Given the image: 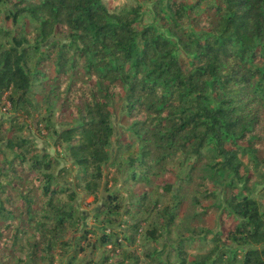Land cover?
Masks as SVG:
<instances>
[{
    "label": "trees",
    "instance_id": "16d2710c",
    "mask_svg": "<svg viewBox=\"0 0 264 264\" xmlns=\"http://www.w3.org/2000/svg\"><path fill=\"white\" fill-rule=\"evenodd\" d=\"M142 1L0 0L10 6L5 18L31 23L29 30L0 27V102L18 112L8 126L0 123L8 152L0 159V218L21 231L34 224V240L24 247L35 264L51 261L55 248L67 253L71 244L68 254L75 256L93 235V245L117 253L123 239L133 243L142 230L140 214L157 206L152 200L160 189L161 228L180 230L182 243L200 235L208 245L188 260L179 244L175 251L183 257L172 264H264V204L251 183L256 175L264 179V0H150L155 17L137 27ZM56 34L60 39L45 43ZM37 87L47 97L34 104ZM55 100L72 109L60 129L32 112ZM120 100L126 128L136 135L117 142L127 160L124 183L142 188L133 203L109 189L103 169L111 164V106ZM20 115L32 118L37 131H54L55 144L76 165L74 188L63 179L69 167L39 154L22 135ZM174 159L183 170L177 179L167 165ZM110 181L111 187L115 175ZM12 186L20 190L19 215L7 205ZM103 187L94 216L104 227L97 233L81 226L75 200L79 192L95 200ZM210 210L218 211L217 222L207 220ZM122 215H131L123 221L130 223L116 229ZM225 218L234 223L226 225ZM2 234L5 261L12 245Z\"/></svg>",
    "mask_w": 264,
    "mask_h": 264
},
{
    "label": "rangeland",
    "instance_id": "374dc122",
    "mask_svg": "<svg viewBox=\"0 0 264 264\" xmlns=\"http://www.w3.org/2000/svg\"><path fill=\"white\" fill-rule=\"evenodd\" d=\"M142 1V0H141ZM143 10L140 18V23L137 27H140L142 24L151 23L153 17H155V9H151L150 0H143L142 2ZM10 7L7 4L0 5V27L1 28H9L13 31H17V27H24L29 30L31 27V23L27 17H20L16 21L12 22L9 19L5 18L6 9ZM156 18H158L156 16ZM158 25V23H157ZM60 34H56V36H52L45 43H50L52 38L60 39ZM62 41V40H61ZM64 41V40H63ZM43 43L42 46L46 44ZM54 76V73L52 72ZM46 94H43L38 87L35 90L34 97L32 99V103L37 104L42 102L43 98H46ZM5 103V106H4ZM51 111L50 113L47 111ZM112 114V124L114 128V136L112 138V146H111V156L109 158L110 165L104 166V172L107 173V178L109 182L107 186H109L110 190H118L121 192V199L123 203H133L137 195L142 192V188L138 185H133L132 183H124L125 177L128 175V172L125 171L126 167V159H122L121 154L117 153L118 144L120 141L123 144L128 143L131 140V137H135L134 132H129L127 130L128 122L123 119L125 115L126 108L124 106V101L120 100L111 106ZM34 117H41L42 115L49 116L50 121L55 124L56 129H60L63 121H69L72 113V109L66 106H63L60 100H55L50 108H47L45 104L41 105V113L38 111H32ZM59 114H63V117L59 119ZM18 115V112H13V110L9 107L8 103L5 101L0 102V123L2 126H8L10 124L9 120L14 116ZM58 115V117L56 116ZM25 118V115L18 116V122L25 123V128L23 129L22 135L28 136L32 138L34 141L38 153L41 154L46 152L53 157L58 159V165L67 166L70 169L69 175H64V182L69 186H73L74 188V178L73 176L76 173V165H71V160L67 159L65 156V150L62 146H57L55 144V134L51 128L42 127L39 131L35 128V121L32 118ZM58 118V120H57ZM27 124V125H26ZM10 133H7L6 136L10 137ZM4 142H2L3 144ZM35 153L34 151L30 152V155ZM8 156V152L2 148L0 144V159L2 156ZM180 159H185L184 155L179 156ZM177 159L169 161L167 164L168 167L173 168L176 179L183 175V170L179 168ZM191 161V160H190ZM58 165L54 168L56 169ZM188 168H186L187 170ZM264 171L261 169V172ZM111 175H115L117 182L111 185ZM113 177V176H112ZM169 179H172V176H169ZM162 180V176H157L156 182L160 183ZM256 187L252 191V195L256 198H259L260 201L264 204V179L261 176H254L253 182ZM156 194L153 196L152 201H157L156 205L152 207L150 210L143 211L140 216L145 218V225H142V230L137 232L135 235V239L133 243H128L126 239L122 240V250L120 252L114 253L109 250L108 247H104L105 245L95 244L93 242L95 240V235L91 237L89 243L85 244L82 251L77 253L75 256H70L68 254L70 250H72L73 244L71 247H68V252L63 253V249L55 248V253L51 261H43L36 264H172L176 263L178 259L182 258L184 253L188 260H192L195 255L203 253L207 248V243L201 241L200 235H196L189 242L184 239L183 243L181 241L180 230H165L161 228L162 218L158 216V212L160 207L165 203V197L161 194L160 189H156ZM107 189L101 188V193L99 197L93 200L92 196H85L84 193L79 192L77 199L75 200V205L78 210V213L81 217V226L87 227H95L97 229V233L103 229V225L97 223V220H100V216L95 218L94 213L97 209L101 208L103 204V200L105 199ZM8 198L13 200V203H7L11 209L15 210V214L19 215L20 208L16 206L17 203H20V190H17L15 186H12L8 189ZM153 203V202H152ZM186 204L179 206V214L178 217L181 216L182 211L185 209ZM135 210V209H134ZM133 210V211H134ZM136 215V214H135ZM218 211L210 210L207 220L209 222L216 221L217 222ZM131 215L121 216L120 222L115 223L114 226L116 229H125L124 223H130L128 219ZM224 220V216H221ZM9 218H0V232L3 233L2 237L7 238L10 237L9 242L12 245L8 247L7 260H3L0 256V264H15L19 260L22 261V264H35L33 262H29L26 260V254L28 251L25 249L29 242L34 240L35 233H37V229L34 224H29L28 229L25 231L17 230L16 226L10 225L8 223ZM227 218H225L226 220ZM33 223V222H31ZM234 221L231 219H227L225 221L226 225L233 224ZM215 226V225H214ZM152 227H157V234L155 236H151L148 234L149 230ZM220 227V225H216L213 227V230H216ZM14 235L16 237H14ZM188 237V235L186 236ZM2 238V239H3ZM15 238V239H13ZM181 245L182 250L177 254L176 247ZM1 246V244H0ZM76 249V248H75ZM74 249V250H75ZM13 252V253H12ZM108 256V257H106ZM106 258V259H105ZM26 260V261H25ZM161 260V261H160Z\"/></svg>",
    "mask_w": 264,
    "mask_h": 264
}]
</instances>
